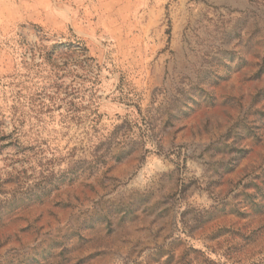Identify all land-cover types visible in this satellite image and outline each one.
<instances>
[{"label": "rangeland", "instance_id": "rangeland-1", "mask_svg": "<svg viewBox=\"0 0 264 264\" xmlns=\"http://www.w3.org/2000/svg\"><path fill=\"white\" fill-rule=\"evenodd\" d=\"M0 177V264H264V0H0Z\"/></svg>", "mask_w": 264, "mask_h": 264}, {"label": "trees", "instance_id": "trees-1", "mask_svg": "<svg viewBox=\"0 0 264 264\" xmlns=\"http://www.w3.org/2000/svg\"><path fill=\"white\" fill-rule=\"evenodd\" d=\"M16 142H19V141H16ZM3 185H4V181L3 179L0 177V196H4L6 197V191L3 190Z\"/></svg>", "mask_w": 264, "mask_h": 264}]
</instances>
